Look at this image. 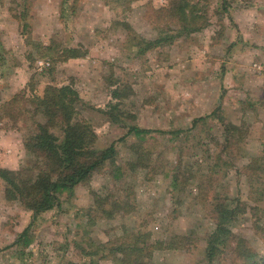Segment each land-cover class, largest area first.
I'll use <instances>...</instances> for the list:
<instances>
[{
	"label": "rangeland",
	"instance_id": "rangeland-1",
	"mask_svg": "<svg viewBox=\"0 0 264 264\" xmlns=\"http://www.w3.org/2000/svg\"><path fill=\"white\" fill-rule=\"evenodd\" d=\"M17 1L20 6L16 10L24 3L26 7L23 36L9 12L10 0H0V104L29 84L36 89L50 82L59 86L72 84L84 103L81 112L97 135L96 147L102 149L116 143V164L123 175L115 178L113 167H103L94 173L88 185L76 187L70 198L63 197L61 209L44 213L34 221L31 212L17 202L4 199V184L0 180V264H68L80 260L89 264V259L80 257L75 247V242L85 237L84 222L75 213L92 205L93 192L119 196L134 205L135 210L110 221L99 220L90 229L89 236L94 241H109L124 230L150 233L152 241L190 232L201 239L212 223L193 199L195 183L184 184L185 176L181 174L182 196L172 192L170 186L173 167L180 157L179 146H186L184 154L195 141L191 137L188 142L173 140L170 133L189 129L193 120L220 106L226 120L247 129L245 155L236 161V166L239 168L261 154L264 0H227L229 7L225 15L215 11L220 0H206L211 17L204 30L141 55L134 44L127 42L116 21L128 23L139 39L154 40L157 34L145 14L147 0L133 2L126 13L119 15L110 9V0H77L72 10L63 13L61 0ZM164 3V0H151L154 8ZM37 44L61 48L82 46L87 54L84 58L55 63L52 58L38 57ZM50 67L51 73L45 74ZM116 79L129 84L133 91L124 107L129 112V123L163 131L154 134V141L149 144L156 159L154 165L160 168L151 181L145 180L142 171L131 170L127 165L134 160L129 145L135 139L128 138L126 144L117 143L125 129L110 123L99 112L108 99V84ZM209 126L213 129L211 135L218 137L220 126L213 121H209ZM205 135H201L204 144L208 143ZM22 140V133L0 129V167L16 171L28 162L30 154ZM197 151V156H183L182 161L185 164L201 161V152ZM221 191L229 197L239 194L243 200L248 193L244 179L234 170L222 183ZM251 221L249 216L244 217L234 232L263 255V241ZM27 228L29 232L24 238L30 240V245L24 246L16 240ZM199 244V250L192 249L186 254L155 251L151 262L198 264L203 245ZM98 264L111 263L99 261Z\"/></svg>",
	"mask_w": 264,
	"mask_h": 264
},
{
	"label": "trees",
	"instance_id": "trees-1",
	"mask_svg": "<svg viewBox=\"0 0 264 264\" xmlns=\"http://www.w3.org/2000/svg\"><path fill=\"white\" fill-rule=\"evenodd\" d=\"M76 1L61 0V12L72 10ZM136 1L141 0H110L108 4L119 15L126 13ZM147 1L149 4L145 6V14L157 34L154 40L139 39L128 23L116 21L125 33L127 42L134 44L140 55L155 48L170 46L177 38L190 36L209 25L211 16L206 0H164L165 3L159 8H154L151 0ZM218 3L216 13L227 14L228 1L220 0ZM18 5L17 0H10L9 12L18 22L23 36L26 7L24 3L18 11L15 8ZM37 45L38 57L52 58L55 63L84 58L87 54L82 46L61 48L52 44ZM51 70V67L48 68L45 74L51 73ZM107 95V102L99 112L110 123L125 129L117 143L126 144L128 138L135 139L129 145L134 152V160L127 165L131 170L142 171L145 180L151 181L160 168L154 165L156 159L149 144L154 141V134H163V131L143 129L129 123V112L124 109L126 101L133 95L129 84L113 80L108 84ZM81 104L84 103L72 84L59 86L52 82L42 89L29 84L9 101L0 104V129L22 133L23 147L30 154L28 162L16 171L0 167L4 199L17 202L31 212L32 221L44 213L61 209L62 198H70L76 187L88 185L94 173L103 167H113L115 178L123 175L121 167L116 164V143L102 149L96 147L97 135L84 118ZM39 118H43V121ZM209 121L220 126L218 137L211 135L213 129ZM205 133L208 143L204 144L201 135ZM170 134L173 140L188 142L191 137L195 141V145L184 154L186 146L181 145L177 150L180 157L173 167L172 192L182 196L181 174L185 176L184 184L195 183L193 199L203 208L212 228L201 239L190 232L186 235L170 234L165 240L152 241L150 233L124 230L120 236L109 241L97 242L89 235L90 229L99 220L110 221L135 210L134 205L119 196L115 198L111 193L101 195L93 192L92 205L75 213L84 222L85 237L75 242L80 257L88 258L89 264H98L99 261L154 264L151 261L155 251L186 254L192 249L199 250V243L202 242L198 264H264V254L257 253L246 239L234 232L244 217L249 216L255 233L264 244V143L259 156L238 168L236 161L245 155L247 129L226 120L220 106L210 114L193 120L189 129L172 131ZM198 149L203 158L201 161L194 160L191 164L182 161L183 156H197ZM231 170L246 183L248 193L245 200L239 194L229 197L221 191L222 183L227 180ZM28 232L29 228L25 229L16 242L29 246L30 240L24 238ZM68 264H84V261Z\"/></svg>",
	"mask_w": 264,
	"mask_h": 264
}]
</instances>
